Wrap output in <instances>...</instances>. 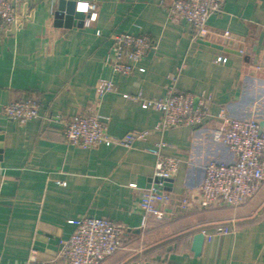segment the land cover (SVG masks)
I'll use <instances>...</instances> for the list:
<instances>
[{"label": "crops", "instance_id": "0c3cea01", "mask_svg": "<svg viewBox=\"0 0 264 264\" xmlns=\"http://www.w3.org/2000/svg\"><path fill=\"white\" fill-rule=\"evenodd\" d=\"M60 1L27 0L21 23L0 30V264L54 257L82 217L124 229L122 247L101 264H264V180L237 206L180 203L200 185L206 163L234 160L211 135L223 115L264 121V0H224L202 37L169 15L168 0H89L97 20L82 13L69 26L54 24ZM121 32L153 41L129 75L105 62L112 35ZM107 81L112 89L101 92ZM171 87L210 96L200 124L158 128L160 112L141 100L160 99ZM26 97L38 99L39 117L21 124L3 114L5 103ZM86 108L107 117L108 139L95 147L67 144L61 127L46 120ZM132 131L145 135L117 142ZM157 147L180 160L164 188L170 200L159 203L162 220L139 206L152 184L156 156L149 149ZM198 232L203 243L195 255Z\"/></svg>", "mask_w": 264, "mask_h": 264}, {"label": "built area", "instance_id": "2783aa9c", "mask_svg": "<svg viewBox=\"0 0 264 264\" xmlns=\"http://www.w3.org/2000/svg\"><path fill=\"white\" fill-rule=\"evenodd\" d=\"M27 0H0V30L17 27L21 23V7ZM224 0H168L167 11L173 19L188 22L197 37H202L206 22L215 11H219ZM94 5L95 10V4ZM88 13V14H89ZM99 34V31H97ZM225 35L228 32L224 33ZM111 50L105 62L114 73L129 75L136 64L153 47L150 37L121 32L113 34ZM218 57L217 60H220ZM264 73V63L260 66ZM112 89L110 82L104 83L102 91ZM210 96L194 95L169 88L166 96L157 100L142 99L143 107L157 110L161 114L159 129L200 124L208 114ZM40 103L37 98L26 97L11 100L2 106V112L10 120L26 123L39 117ZM46 120L61 128L64 141L73 146L91 148L108 139L107 117L95 109L86 108L69 117L49 115ZM255 117L240 119L222 116V125L212 132V139L226 145L234 155L231 162L210 161L204 165L200 185L186 193L180 200L185 208L202 209L217 205L237 206L253 197L264 180V128L259 130ZM145 133L132 131L117 142L129 145L143 138ZM159 146V145H158ZM156 156L152 184L140 196L139 206L144 214L156 220L164 218L160 201L167 203L169 193L166 185L178 171L180 160L163 155L158 147L149 149ZM124 229L121 224L102 218L82 217L67 238L62 239L57 253L49 259L31 256L20 264H101L107 257L122 247Z\"/></svg>", "mask_w": 264, "mask_h": 264}, {"label": "water", "instance_id": "95a60500", "mask_svg": "<svg viewBox=\"0 0 264 264\" xmlns=\"http://www.w3.org/2000/svg\"><path fill=\"white\" fill-rule=\"evenodd\" d=\"M63 3L64 0L60 1V5L58 10L55 12L54 17H55V21L54 24L55 25H62L65 24L66 26H69V24L71 22H73V18H82V13H76L75 8H76V4L73 1H68L65 5H66V9L63 7ZM65 9L66 14L64 15L62 13V10ZM64 22V23H63ZM81 24V21L80 23ZM218 48H221L220 46H217ZM259 127H260V131L263 130L264 128V121H260L259 122ZM202 243H203V234L201 232H198L194 235L193 237V243H192V251L195 255H198L201 251V247H202Z\"/></svg>", "mask_w": 264, "mask_h": 264}, {"label": "clouds", "instance_id": "9594fccd", "mask_svg": "<svg viewBox=\"0 0 264 264\" xmlns=\"http://www.w3.org/2000/svg\"><path fill=\"white\" fill-rule=\"evenodd\" d=\"M74 2L76 4V13L88 14L90 10L94 9V5L89 3V0H74ZM97 18L98 13H96L94 10L91 11V16L87 17L89 23L96 21Z\"/></svg>", "mask_w": 264, "mask_h": 264}]
</instances>
